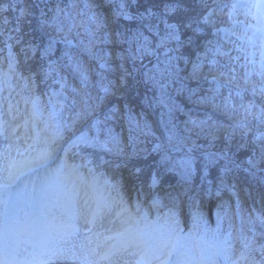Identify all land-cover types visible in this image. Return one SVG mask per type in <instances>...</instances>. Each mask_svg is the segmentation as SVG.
Wrapping results in <instances>:
<instances>
[{
  "label": "snow or ice",
  "instance_id": "1",
  "mask_svg": "<svg viewBox=\"0 0 264 264\" xmlns=\"http://www.w3.org/2000/svg\"><path fill=\"white\" fill-rule=\"evenodd\" d=\"M241 9L264 19V0H0V90L13 80L34 114L46 109L55 121L39 158L17 165L9 149L0 153V264H264V192L257 200L239 183L243 174L264 185V40L257 62ZM14 133L0 118V135ZM142 153L157 154L158 167L178 177L170 187L183 191L161 196L156 172L125 202L123 173L139 179L132 160ZM41 163L55 167L37 184L32 169ZM101 167L120 177L110 185L115 199L95 200L59 180ZM197 177L205 195L215 184L216 197L227 190L239 203L244 191L251 201L228 230L220 222L236 213L218 205L211 250L178 234L177 202ZM162 205L161 223L150 212ZM106 218L118 224L105 237L114 243L92 247L100 229L111 231ZM193 219L199 227L198 212Z\"/></svg>",
  "mask_w": 264,
  "mask_h": 264
},
{
  "label": "rangeland",
  "instance_id": "2",
  "mask_svg": "<svg viewBox=\"0 0 264 264\" xmlns=\"http://www.w3.org/2000/svg\"><path fill=\"white\" fill-rule=\"evenodd\" d=\"M245 12H248V15H244ZM255 9H241L239 19L242 20L243 16L246 18V22L244 25L241 26L242 29L247 30V37L253 38L255 41V44L257 45L255 48L251 47L247 43L245 46L248 48L250 52L255 53V57L257 62L260 59L261 56V48L259 47L262 40H264V33L261 32V26L264 24V19L260 20L259 22L251 25L250 22L252 21L251 17L253 14H255ZM245 21V20H242ZM247 39V38H246ZM258 67V64H257ZM19 102V113L16 112V106ZM7 103H11L13 105V112L12 115L7 114ZM38 117H36V115ZM33 113V108L31 103L25 104L21 99L20 96L17 95L16 85L13 80H10L8 85L6 87H3L2 90H0V118L6 119L8 124V130L11 133V129L15 128V133L11 134L8 138H6L4 135H0V153H3L5 149H9L10 155L12 158V161L17 165H24L27 162L37 159L40 157V155L47 149L48 144L51 141L53 132H54V125L55 121L50 120L48 117V113H46L45 109L38 108ZM36 117V118H35ZM154 131L157 133V135L161 134V130L156 124H152ZM159 132V133H158ZM149 145V144H148ZM11 146V147H9ZM61 155H63L61 153ZM3 161L0 160V164H2ZM55 165L53 164H38L32 169V176L31 180L35 181L37 184H39L41 181L48 180L52 177L51 169L54 168ZM45 171H49V174L47 176L43 175ZM113 174V173H112ZM126 171L123 173L124 180L122 183L128 182V178L125 177ZM77 175V172H66L60 175L59 180L62 183H66L69 185V187L77 185L78 179L77 177H74ZM118 176V175H117ZM115 177L113 175V178L115 180L120 179ZM112 178V179H113ZM111 179V180H112ZM114 183V182H112ZM78 189V187H76ZM104 188V187H103ZM125 188L123 186L120 189L121 196L125 200V202L129 201L127 199V194L124 192ZM103 192V191H102ZM90 196L93 197L95 200H99L97 197L95 198L94 191L90 192ZM94 195V196H93ZM115 199L116 193L112 191L111 187L105 188V195L104 198H102V202H106L109 200V197ZM243 197L241 196V199ZM245 201L241 202L240 209L235 211L236 215L232 216L231 219L224 218L220 222V229L221 230H228L230 222L233 223L234 226L238 227L240 224V218L241 216H246L247 211L246 208H244ZM197 211V209H196ZM230 212H234L233 210H230ZM154 215V213H153ZM151 215L152 220H156L157 218L153 217ZM206 218L208 221L205 225L199 224V227L192 228V232L197 233L198 231V238L195 239L200 244L199 238L203 241L201 245L211 250L213 248V245L216 243L215 237L217 236V227H214L215 225V218L213 212L208 209L206 211ZM218 220H216L217 223ZM160 222H163V219H160ZM105 226L109 229H111L110 232L105 231L104 229H100V235L93 237L92 240V247H96L97 244L100 245L101 248H103L106 244L114 243V241L106 240L105 237L112 235L114 236L117 229V225H112L108 223L107 218L104 221ZM180 232L184 231L183 228H179ZM179 232V233H180ZM191 232V236L193 235ZM187 238V236L185 237ZM199 240V242H198Z\"/></svg>",
  "mask_w": 264,
  "mask_h": 264
},
{
  "label": "trees",
  "instance_id": "3",
  "mask_svg": "<svg viewBox=\"0 0 264 264\" xmlns=\"http://www.w3.org/2000/svg\"><path fill=\"white\" fill-rule=\"evenodd\" d=\"M14 15H15V13H10L9 19H12ZM242 18H243L242 20H245V22L247 21L244 16ZM251 19H252V17H251ZM255 21H256V23L258 22V20L252 19L250 24L253 25L255 23ZM14 51H18V49H15ZM6 54H7L6 52L3 53V55H6ZM0 64H3L2 60H0ZM128 99L131 102L132 108L136 112H139L140 109L137 106L138 105V97H136L135 92L130 94ZM45 111L47 113L46 109H45ZM36 117H38V116L36 115ZM148 119L152 124H156V122L159 119V115H158V113L150 114L148 116ZM156 135H157V133H156ZM149 139H152V138H149ZM148 147L149 148L151 147L150 143H149ZM158 160H159V156L155 153H153L151 155H149L147 153H142L139 157L132 160V164L141 168L142 173L138 174L139 179H136V180H129L128 179L127 180L128 182L122 183L123 188H125L124 192L127 194V199L131 198L134 200L136 198V192L140 189L141 186H146V185L150 184L151 177L156 172L160 173V175H159V186L162 189L161 196H164L165 191L172 192L173 196H175V195H177V193H180L183 191L179 187L175 188V190H173V188L170 187L172 185H176L178 177H176L175 175H173L171 173H166L163 171L162 168H159L157 165ZM74 163L76 165H80L81 164L80 158L79 157L75 158ZM90 167H93V165H90ZM84 169H85V171L82 174L83 179H86L88 181L91 180L93 182H95V180H97L98 182L101 183V185H104L105 188L110 186L112 184V182H115V178H113V175L115 177L117 176L114 174V172L111 169H107L106 167L97 168V169H95L94 173H91V174L88 173L86 168H84ZM216 174H217L216 170L215 169L212 170V172L210 174V178L214 179ZM125 177L128 178L127 172L125 174ZM117 178H120V177L117 176ZM239 183H240L241 189H250L253 192L254 197L257 200L259 199V194L261 192H264V185H257V184H255V182L250 184L248 182V180L243 176V174H241V178H240ZM207 187L208 186L206 184L202 186L199 177H197L196 180L194 181L193 185L191 186V188L188 190V194L180 196V199L177 202V217H176L178 224H179V228L185 229L187 224H192L194 222L193 216H194V211H195L196 207H198V210L202 213L205 224L208 221V219L206 218V211L208 209H211L213 211L214 218H215L214 227H217V225H218L216 223V220H218V216H217L218 211H221V209L218 207V205H220L221 202H227L229 204L230 210H233L234 212L240 209V204L243 201H245L244 208H246V210L248 207H251V201L246 199L247 193L244 191H241V196L243 198L238 203L234 197L230 196V194L227 190L222 191L220 197H216L214 194L215 184H213V195H211V196L205 195V190ZM189 197H192V199H190ZM168 204H169V199L165 198L163 205H168ZM163 205L158 209H152L150 213H152V211H156L157 217H159L161 220L164 219V217L168 214L169 208L165 207ZM145 207H147V206L145 205ZM192 231L193 230H188L187 237L189 236V234ZM181 232L178 234L179 235L182 234ZM184 232H186V230H184ZM192 234H193V232H192ZM197 235H198V231H197V233H194L191 236L192 240L195 242H197L195 239H197L199 236V235L198 236ZM199 240H200V245H201V243L203 241L200 238H199ZM199 240H198V242H199Z\"/></svg>",
  "mask_w": 264,
  "mask_h": 264
}]
</instances>
